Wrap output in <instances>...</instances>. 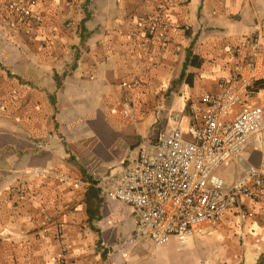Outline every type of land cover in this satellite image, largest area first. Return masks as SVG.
Here are the masks:
<instances>
[{
	"label": "crops",
	"instance_id": "1",
	"mask_svg": "<svg viewBox=\"0 0 264 264\" xmlns=\"http://www.w3.org/2000/svg\"><path fill=\"white\" fill-rule=\"evenodd\" d=\"M34 13L0 0V264H161L150 238L125 245L139 212L107 192L160 133L180 127L190 140L202 96L220 81L250 79V101L264 108V44L255 72L248 66L264 0H37ZM155 15L168 27L153 36ZM262 159L251 139L218 174L230 185ZM190 244L191 264H256L264 196L241 198Z\"/></svg>",
	"mask_w": 264,
	"mask_h": 264
},
{
	"label": "built area",
	"instance_id": "2",
	"mask_svg": "<svg viewBox=\"0 0 264 264\" xmlns=\"http://www.w3.org/2000/svg\"><path fill=\"white\" fill-rule=\"evenodd\" d=\"M4 1L22 18L36 17L37 0ZM167 27V20L155 15L149 18L147 30L155 36ZM263 44L264 23L249 41L252 73ZM251 97V80L234 74L220 81L217 93L202 96V124L189 128L190 140L176 127L160 133L155 143L141 149L136 165L107 192L139 212L136 230L126 246L143 238H150L158 248L172 239L187 245L209 226L219 224L241 198L264 196V108L251 103ZM131 107L130 100L124 99V116L131 117ZM251 139L261 144L262 163L248 167L234 183L227 184L218 170L227 161L241 158ZM31 173L61 183L74 181L54 169L36 168Z\"/></svg>",
	"mask_w": 264,
	"mask_h": 264
},
{
	"label": "rangeland",
	"instance_id": "3",
	"mask_svg": "<svg viewBox=\"0 0 264 264\" xmlns=\"http://www.w3.org/2000/svg\"><path fill=\"white\" fill-rule=\"evenodd\" d=\"M191 244L182 245L177 241L170 242L163 249L159 250L155 245H147L145 246L146 252L149 255L157 256V261L161 264H164L165 260L167 261L165 264H191L190 257L188 256V251L190 250ZM164 256H166L164 258ZM192 261H194L192 259Z\"/></svg>",
	"mask_w": 264,
	"mask_h": 264
},
{
	"label": "trees",
	"instance_id": "4",
	"mask_svg": "<svg viewBox=\"0 0 264 264\" xmlns=\"http://www.w3.org/2000/svg\"><path fill=\"white\" fill-rule=\"evenodd\" d=\"M192 54H191V51L188 52V57H187V62H186V66H187V63L191 62L192 61ZM194 61V59H193ZM256 264H264V253L260 255V257L258 258V261Z\"/></svg>",
	"mask_w": 264,
	"mask_h": 264
}]
</instances>
